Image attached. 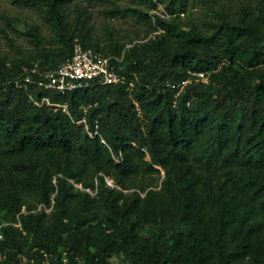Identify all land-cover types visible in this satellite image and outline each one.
<instances>
[{
	"label": "trees",
	"instance_id": "1",
	"mask_svg": "<svg viewBox=\"0 0 264 264\" xmlns=\"http://www.w3.org/2000/svg\"><path fill=\"white\" fill-rule=\"evenodd\" d=\"M21 1L58 40L32 29L37 54L0 50V264H264V0L205 28L173 15L233 0H146L169 17L124 10L162 30L130 47L102 46L72 0ZM76 39L122 58L125 82L41 85Z\"/></svg>",
	"mask_w": 264,
	"mask_h": 264
},
{
	"label": "rangeland",
	"instance_id": "2",
	"mask_svg": "<svg viewBox=\"0 0 264 264\" xmlns=\"http://www.w3.org/2000/svg\"><path fill=\"white\" fill-rule=\"evenodd\" d=\"M240 5L238 0L226 1L220 5L191 1L185 14L178 13L173 16L178 18L184 28L191 24L205 28L208 20L215 19L217 11L227 10L234 16ZM70 6L71 12L76 8L86 12L92 35L105 47L113 41L130 47L162 32L154 25V18L150 20L136 13L124 12L127 8L168 15L164 4H160L157 10H152L146 0H72ZM32 29H37L42 47L48 50L55 48L58 35L45 12L27 6L21 0H0V50L4 55L9 58H22L37 54L39 47L34 43ZM157 175L161 181L164 171L161 169ZM0 224H6L5 211L0 212ZM154 229L151 224L140 225L142 234ZM110 264H129V260L124 255L115 254L110 258Z\"/></svg>",
	"mask_w": 264,
	"mask_h": 264
},
{
	"label": "built area",
	"instance_id": "3",
	"mask_svg": "<svg viewBox=\"0 0 264 264\" xmlns=\"http://www.w3.org/2000/svg\"><path fill=\"white\" fill-rule=\"evenodd\" d=\"M121 59L119 56L105 55L94 48L86 47L76 39L72 55L57 68L48 70L39 79V83L46 88L66 92L85 87L95 80L106 84L125 82V75L118 71L115 64L116 60ZM35 70L36 68L33 69ZM198 75L203 81H209L208 74L201 72ZM26 81H31L30 75ZM44 100L48 101L47 98ZM108 182L111 184L112 180L108 179ZM3 225L5 224H0V240L4 238Z\"/></svg>",
	"mask_w": 264,
	"mask_h": 264
}]
</instances>
